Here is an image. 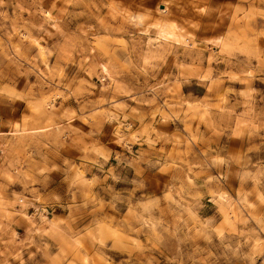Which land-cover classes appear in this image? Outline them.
Returning <instances> with one entry per match:
<instances>
[{
  "label": "clouds",
  "instance_id": "9594fccd",
  "mask_svg": "<svg viewBox=\"0 0 264 264\" xmlns=\"http://www.w3.org/2000/svg\"><path fill=\"white\" fill-rule=\"evenodd\" d=\"M0 264H264V0H0Z\"/></svg>",
  "mask_w": 264,
  "mask_h": 264
},
{
  "label": "rangeland",
  "instance_id": "374dc122",
  "mask_svg": "<svg viewBox=\"0 0 264 264\" xmlns=\"http://www.w3.org/2000/svg\"><path fill=\"white\" fill-rule=\"evenodd\" d=\"M129 2H130V0H123V3L125 5L127 3H129ZM50 3H51V0H47L48 6H50ZM148 3H149L150 6H152L154 4V0H148ZM57 6L60 7L61 5L58 4ZM191 15H195V14L192 13ZM217 25H219V27H217ZM226 27H228V28L232 27L231 21H229L227 23V26H225L224 23H222L220 21H217V20H213L211 22H206L197 34L201 35V36L208 35V34H212V33L216 32V31L226 30ZM237 27H239V24H237ZM97 51H98L99 54L103 55V52H104L103 49H98ZM52 62L55 63V58H53ZM69 71L70 72L74 71V69L70 67ZM81 75H83V73H81ZM90 79H92V78H90ZM76 123H79V121H77ZM191 124L193 125V127H203L201 122L199 120H196L195 118H193L191 120ZM113 147H115V145H113ZM145 147H147V146L145 145ZM169 151H171V146H169Z\"/></svg>",
  "mask_w": 264,
  "mask_h": 264
}]
</instances>
